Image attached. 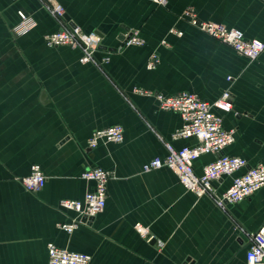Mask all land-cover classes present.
<instances>
[{"label":"crops","instance_id":"obj_1","mask_svg":"<svg viewBox=\"0 0 264 264\" xmlns=\"http://www.w3.org/2000/svg\"><path fill=\"white\" fill-rule=\"evenodd\" d=\"M56 2L63 20L45 0H0V264H49L50 242L90 254V264H247L248 234L264 225V188L223 210L189 191L172 169L145 173L147 162L167 155L166 143L181 149L197 140L174 139L181 116L136 89L188 91L210 102L229 90L234 109L224 122L236 141L227 153L264 165V53L250 61L183 18L193 8L200 20L264 42V0ZM19 12L36 22L24 35L15 32ZM63 25L100 38L96 62L82 63L79 49L46 45V35ZM131 33L145 45L123 46ZM153 54L160 62L149 69ZM115 124L124 128L123 143L88 147L96 130ZM215 159L203 156L196 172ZM35 164L47 183L31 193L20 179ZM96 166L114 174L105 211L72 234L60 230L75 216L60 202L83 199L93 184L82 174ZM232 180L214 188L225 191Z\"/></svg>","mask_w":264,"mask_h":264},{"label":"built area","instance_id":"obj_2","mask_svg":"<svg viewBox=\"0 0 264 264\" xmlns=\"http://www.w3.org/2000/svg\"><path fill=\"white\" fill-rule=\"evenodd\" d=\"M155 4L165 6L167 0H153ZM46 6L53 16L63 20L65 10L56 0H45ZM21 22L16 28V34L24 35L36 25L34 19L23 12H19ZM183 18L191 26L212 37L218 42L234 49L241 56L250 61H257L264 53V42L259 39H248L244 33L235 28H229L211 21L198 18L193 8L183 12ZM170 33L182 37L184 33L171 29ZM125 46H143L145 40L137 34H130L126 38ZM49 48L71 47L82 52L81 62H96L95 53L100 46V38L95 34H86L79 27L63 25L61 29L45 37ZM164 44H167L164 42ZM109 58L103 59V63ZM160 62L157 54L151 55L148 68L155 69ZM230 79V78H229ZM136 91L144 96L154 97L162 110L174 112L181 116L182 127L174 134V139H196L194 146L175 148L166 143L167 155L156 157L147 162L143 171L169 168L175 171L180 182L196 195H209L216 205L226 210L229 204L242 202L264 188V165L250 167L248 161L240 156L227 153V149L236 141V131L227 129L224 114L231 113L233 97L229 90H225L213 102L205 100L195 93L184 91L176 95H169L143 89ZM124 128L115 124L96 130L88 139L87 144L95 149L101 142L121 144L124 141ZM206 155H214L216 159L203 167L198 174L195 163ZM227 176H233L231 185L222 192L214 188V183ZM114 174L102 167L86 169L82 178L93 184L83 199H64L60 206L75 216L70 221L59 224V229L72 234L80 226L91 224L107 207L108 184ZM24 188L31 193L40 192L47 183V176L42 167L35 164L29 175L20 179ZM136 228L143 235L147 231L137 224ZM249 247L247 264H264V225L256 232L248 234ZM49 264H90L92 256L85 252L71 251L60 247L56 243L48 244Z\"/></svg>","mask_w":264,"mask_h":264},{"label":"water","instance_id":"obj_3","mask_svg":"<svg viewBox=\"0 0 264 264\" xmlns=\"http://www.w3.org/2000/svg\"><path fill=\"white\" fill-rule=\"evenodd\" d=\"M73 27H75V25H73ZM125 44H126V41H124L123 46H125Z\"/></svg>","mask_w":264,"mask_h":264}]
</instances>
